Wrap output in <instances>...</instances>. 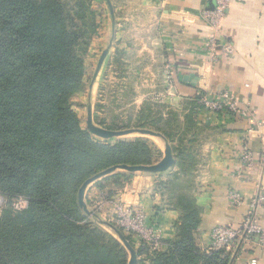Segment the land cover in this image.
Here are the masks:
<instances>
[{
  "label": "trees",
  "instance_id": "obj_1",
  "mask_svg": "<svg viewBox=\"0 0 264 264\" xmlns=\"http://www.w3.org/2000/svg\"><path fill=\"white\" fill-rule=\"evenodd\" d=\"M95 31L90 0H0V193L29 201L25 211L9 203L0 215V264L129 263L124 245L81 207L79 192L109 168L150 166L159 153L148 139L101 143L80 126L70 99L82 90L83 56ZM180 126L158 118L149 130L173 143ZM173 150L176 158L186 154L184 147ZM132 176L115 173L95 183L110 199ZM178 198L177 237L165 250L136 248L131 235L109 226L124 234L138 264H233L242 247L235 254L202 252L195 238L201 211L189 195Z\"/></svg>",
  "mask_w": 264,
  "mask_h": 264
},
{
  "label": "crops",
  "instance_id": "obj_2",
  "mask_svg": "<svg viewBox=\"0 0 264 264\" xmlns=\"http://www.w3.org/2000/svg\"><path fill=\"white\" fill-rule=\"evenodd\" d=\"M109 1L112 16L118 11L127 12V53L139 52L127 61L147 63L143 70L141 66L139 78L132 79L129 75L127 82L142 84L137 97L159 93L174 99L169 109L177 114L165 112V119H161L166 124L177 119L181 126L172 131L173 143L163 136L150 139L161 155L159 161L164 157L166 144L170 145L175 159L171 169L157 174L133 173L123 187L114 189L110 199L101 202L97 197L103 192L94 182L87 188L86 197L91 193L92 203L102 205V210L111 216L116 199L142 210L163 241L172 242L177 237L175 225L181 217L178 197L189 195L201 211L195 231L197 246L202 252L211 253L213 229L238 226L253 198L259 192L264 194V0H232L221 24L219 58L214 62L207 61L208 54L204 51L212 31L200 19L203 11L215 8L213 1ZM226 44L234 51L232 57L222 55ZM153 50L154 53H149ZM224 89L232 91L242 102V108L248 106L256 120L263 123L248 137V148L254 157L249 171L242 170L240 160L247 122L209 113L198 103L199 94L213 96ZM138 93L130 91V96ZM179 146L184 147L186 154L176 158L173 147ZM187 169L190 171L185 172ZM233 191L240 194L241 205L230 204L229 194ZM258 218L264 228V205ZM253 258L264 264V250L250 243L242 246L233 264H247Z\"/></svg>",
  "mask_w": 264,
  "mask_h": 264
},
{
  "label": "rangeland",
  "instance_id": "obj_3",
  "mask_svg": "<svg viewBox=\"0 0 264 264\" xmlns=\"http://www.w3.org/2000/svg\"><path fill=\"white\" fill-rule=\"evenodd\" d=\"M90 11L91 20L95 23L96 31L92 35L87 52L83 56L84 78L82 90L70 99L72 110L76 113L80 126L88 129L89 111L95 126L111 131L149 130L152 121H156L161 117L165 119V112L177 114L174 110L169 109L171 106L173 107L172 104L174 103V99L170 96L162 97L159 93H153L149 97H137L139 96L138 91L142 89V84L127 82V76L131 75L132 79L134 77L137 79L139 78L141 66L142 70L147 66V63L143 61H133V59L127 61L131 55L136 56L139 53L138 51L132 52L131 55V51L127 53V12L118 11L115 17L112 16L110 5L106 0H90ZM149 53H154V50L149 51ZM103 55H105V58L99 68ZM130 91H137L138 94L131 97ZM167 119H169L168 116ZM140 124L145 125V128H139ZM139 137L142 136L132 133L108 140L98 137L95 139L101 143L114 144L118 141H132ZM142 138L150 140L151 136H143ZM160 158L161 155L156 154L154 164H157ZM115 173L127 174L123 170H116L113 174ZM92 197L91 193L88 192L87 197L85 193V204L91 213L86 212L87 215L90 218L94 215L91 221L108 236L124 245L115 230L105 224L115 223V216L106 214L104 208L103 210L101 208L102 205L92 203ZM97 198L99 202L104 199L102 196ZM95 216L98 217L99 221L95 219ZM124 233L130 235L126 231ZM132 242L136 248L141 246L138 241L133 239V236Z\"/></svg>",
  "mask_w": 264,
  "mask_h": 264
},
{
  "label": "built area",
  "instance_id": "obj_4",
  "mask_svg": "<svg viewBox=\"0 0 264 264\" xmlns=\"http://www.w3.org/2000/svg\"><path fill=\"white\" fill-rule=\"evenodd\" d=\"M215 4L212 10H205L201 14V21L212 32L204 44V51L208 54L207 61L214 62L219 58L217 47L221 32V24L225 17L232 0H211ZM222 55L232 57L233 49L226 44L222 48ZM198 103L205 111L218 115L239 117L242 121L247 122L248 128L246 136L243 138V150L240 155L242 170L249 171L253 168L254 157L252 151L248 148L249 134L259 129L263 123L258 122L255 113L248 106L242 108V102L235 94L224 89L213 96L203 93L198 95ZM238 175L241 174L239 171ZM230 204L238 206L242 204L241 196L237 192H230ZM10 203L12 208L17 212L27 210L29 201L24 196H17L10 201L0 193V215L4 208ZM264 194L259 192L250 202L249 211L238 226H219L216 227L210 235L209 250H225L229 253H237L244 245L255 243L264 250V228L259 223L258 211L263 208ZM115 223L124 231L133 236L138 243H145L152 251H162L167 248V243L163 241L159 232L154 228L149 216L142 210L135 209L129 204L116 199L113 203ZM247 264H258V260L253 258Z\"/></svg>",
  "mask_w": 264,
  "mask_h": 264
},
{
  "label": "water",
  "instance_id": "obj_5",
  "mask_svg": "<svg viewBox=\"0 0 264 264\" xmlns=\"http://www.w3.org/2000/svg\"><path fill=\"white\" fill-rule=\"evenodd\" d=\"M109 4L110 1L106 0ZM105 55H103V57L100 60L99 63V68L102 66L103 61H104ZM88 130L90 131L91 134H93L94 136L101 138V139H112V138H116V137H121L124 135H129L132 133H138V134H144V135H150V136H155V137H161V134L155 133L153 131L150 130H128V131H111V130H107V129H103L100 127L95 126V124L92 121V115L91 112L89 111V117H88ZM175 164V159L173 157L172 154V150L170 145L167 143L166 144V150H165V154L164 157L162 158L161 161H159L157 164L154 165H150V166H144V165H139V166H128V165H121V166H115L112 168H109L99 174H97L96 176L92 177L91 179L87 180L82 188L80 189L79 192V203L81 205V207H83V209L91 214L88 211L87 205L85 204V193L87 188L94 182L98 181L99 179H102L103 177H106L110 174H113V172H115L116 170H123L129 173H152V174H157V173H164L166 171H168L169 169H171ZM105 223V222H104ZM107 225H109L108 223H105ZM115 232L117 233V235L119 236V238L121 239V241L124 243L125 247L127 248V250L130 253V261L129 264H138V257H137V253L135 251V249L131 246V244L126 240L124 234L117 229L114 226H111Z\"/></svg>",
  "mask_w": 264,
  "mask_h": 264
}]
</instances>
